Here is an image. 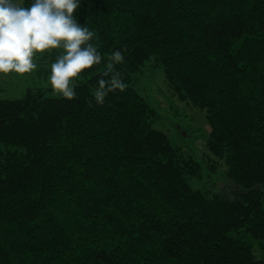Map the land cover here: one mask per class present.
<instances>
[{
  "label": "trees",
  "instance_id": "16d2710c",
  "mask_svg": "<svg viewBox=\"0 0 264 264\" xmlns=\"http://www.w3.org/2000/svg\"><path fill=\"white\" fill-rule=\"evenodd\" d=\"M76 15L105 58L123 51L128 86L97 104L102 62L63 98L40 82L53 50L0 97V264H264V0H82ZM155 72L206 111L209 175L155 127Z\"/></svg>",
  "mask_w": 264,
  "mask_h": 264
},
{
  "label": "clouds",
  "instance_id": "9594fccd",
  "mask_svg": "<svg viewBox=\"0 0 264 264\" xmlns=\"http://www.w3.org/2000/svg\"><path fill=\"white\" fill-rule=\"evenodd\" d=\"M82 0H0V73H30L35 57L57 50L48 82L59 96L74 99L77 80L85 69L106 64L92 92L104 104L111 92L128 86L117 65L125 59L121 49L105 58L98 36L76 15ZM91 103V101H89Z\"/></svg>",
  "mask_w": 264,
  "mask_h": 264
},
{
  "label": "rangeland",
  "instance_id": "374dc122",
  "mask_svg": "<svg viewBox=\"0 0 264 264\" xmlns=\"http://www.w3.org/2000/svg\"><path fill=\"white\" fill-rule=\"evenodd\" d=\"M31 76L30 73H0V97H19L27 83L39 81ZM40 82L49 85L48 78H44ZM146 87L148 99L156 106L159 114L155 127L163 130L170 141L179 146L186 154L195 157L201 163L203 174L209 175L206 162L210 160V157L205 154V139L209 134L206 111L192 107L173 97L164 81L162 72H155L149 78ZM217 161L221 168L223 162ZM217 177V175H213L209 176V179L215 180ZM221 184L224 182L222 181ZM244 237L252 244L255 255L260 257L259 243L250 236L244 235Z\"/></svg>",
  "mask_w": 264,
  "mask_h": 264
}]
</instances>
